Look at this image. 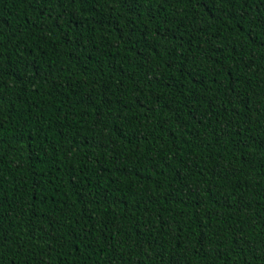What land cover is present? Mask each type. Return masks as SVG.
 <instances>
[{
  "label": "trees",
  "instance_id": "1",
  "mask_svg": "<svg viewBox=\"0 0 264 264\" xmlns=\"http://www.w3.org/2000/svg\"><path fill=\"white\" fill-rule=\"evenodd\" d=\"M0 264H264V0H0Z\"/></svg>",
  "mask_w": 264,
  "mask_h": 264
}]
</instances>
